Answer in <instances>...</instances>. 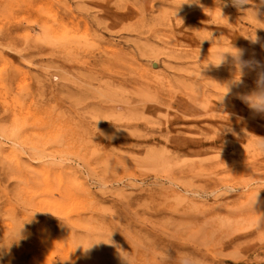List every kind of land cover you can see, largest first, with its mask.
<instances>
[{"label":"rangeland","instance_id":"rangeland-1","mask_svg":"<svg viewBox=\"0 0 264 264\" xmlns=\"http://www.w3.org/2000/svg\"><path fill=\"white\" fill-rule=\"evenodd\" d=\"M182 2L0 0V264H264V0Z\"/></svg>","mask_w":264,"mask_h":264},{"label":"clouds","instance_id":"clouds-1","mask_svg":"<svg viewBox=\"0 0 264 264\" xmlns=\"http://www.w3.org/2000/svg\"><path fill=\"white\" fill-rule=\"evenodd\" d=\"M184 2H189V0H184ZM184 2H182V3H184ZM232 3L234 5H236L238 8H241L243 5L250 4V0H232ZM247 38L250 39V41L253 43L257 42V40H258V37L256 36V34L255 35L250 34ZM225 53H230L232 55V57L234 58V63H235V66L237 68L236 74L237 73L239 74L238 78H237V75H235L234 82H239L241 75L243 74V72H242L243 67L248 66L250 64V62H246V61L241 60V55H242L241 50L236 49L235 52H231V51L222 52L219 54L218 61H211L210 60L208 62V64L211 63L217 67L220 66L221 63L225 61V55H224ZM228 91H229V88L227 86V91L224 93V95L227 94ZM240 99L244 103H246L247 106L255 114L264 115V73L258 74V78L256 81V88L253 91H251L250 93L242 94L240 96ZM21 227H19V229L16 232L15 237L12 239V241L15 240L18 242L20 239L23 238L22 234L20 232ZM111 234L112 233H110L107 236V238L96 239L95 241H93L90 244V246L88 248H86V250L89 249L93 244L100 243V242H104V243H108V244H114V242L110 239ZM118 252H119L121 258L123 259L124 264H129L128 258L123 255L124 250L118 249Z\"/></svg>","mask_w":264,"mask_h":264}]
</instances>
